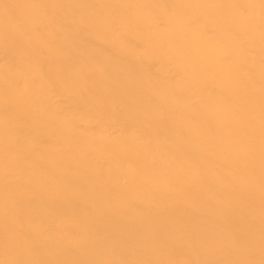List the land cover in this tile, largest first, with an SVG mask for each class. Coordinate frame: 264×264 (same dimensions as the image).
I'll return each mask as SVG.
<instances>
[{"label":"bare ground","instance_id":"obj_1","mask_svg":"<svg viewBox=\"0 0 264 264\" xmlns=\"http://www.w3.org/2000/svg\"><path fill=\"white\" fill-rule=\"evenodd\" d=\"M0 264H264V0H0Z\"/></svg>","mask_w":264,"mask_h":264}]
</instances>
